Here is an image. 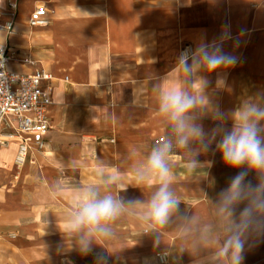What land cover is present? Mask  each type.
Listing matches in <instances>:
<instances>
[{"label": "crops", "instance_id": "1", "mask_svg": "<svg viewBox=\"0 0 264 264\" xmlns=\"http://www.w3.org/2000/svg\"><path fill=\"white\" fill-rule=\"evenodd\" d=\"M16 2L11 32L0 31V43L16 59L8 67L19 73L49 72L52 104L43 147L28 152L15 188L0 183V264H96L98 252L107 256V264H159L156 254L163 252L166 264H230L216 254L222 245L220 221L209 200L214 172L225 166L219 152L200 155L202 166L191 172L181 152L173 155L172 190L181 201L180 213L163 227L149 229L139 206L126 209L109 225L112 237L81 255L57 224L63 227L78 189L98 184L101 161L111 166L105 171L119 169L127 186L121 195L147 202L157 182L137 186L132 170L163 138L153 86H179L176 58L182 46L194 49L201 39L219 41L228 32L231 39L223 49L238 62L222 70L221 86L216 73L209 75V108L228 112L245 101L259 102L264 0ZM6 3L0 7V23L9 19ZM40 7L47 23L32 27L30 14ZM94 108H99L96 119ZM201 123L206 130L216 124L211 115ZM15 152L14 143L0 148V171L14 164ZM157 237L159 246L154 245Z\"/></svg>", "mask_w": 264, "mask_h": 264}, {"label": "clouds", "instance_id": "2", "mask_svg": "<svg viewBox=\"0 0 264 264\" xmlns=\"http://www.w3.org/2000/svg\"><path fill=\"white\" fill-rule=\"evenodd\" d=\"M4 2L0 0V7ZM228 39L231 36L225 31L219 41L206 43L201 39L194 49L181 51L176 58L179 86H153L157 97L156 112L165 130L162 140L147 153L143 163L132 170L137 186H149L150 180L157 182L147 202L121 195L127 193V186L120 181L119 169L105 171L111 166L102 161L96 172L98 184L77 190L76 199L63 217V227L57 226L64 240H70L71 247L81 255L92 253L95 244L112 237L109 225L126 209L139 206L140 218L150 222L149 229L167 225L174 214L180 213L181 203L172 190L173 155L181 152L187 170L191 172L202 166L199 156L212 151L213 154L220 153L226 166L239 170L218 193L220 212L232 217L237 208L244 205L238 221H232L229 234L216 254L228 258L230 264H243L248 236L253 232L264 233V226L259 222V218L264 217V93L258 94L259 102L245 101L228 112L218 106L209 108L206 95L211 83L209 75L216 73L217 86H221L225 74L222 70L238 62L237 56L223 49V43ZM200 73L207 75L197 78ZM8 79L3 46H0V84L7 86ZM197 84L199 88L194 89ZM98 110L93 109L96 113L93 119ZM208 115L216 124L206 130L201 121ZM228 121H231L230 128L226 127ZM250 172L258 177L255 185L246 179ZM154 245L159 246V237ZM95 259L96 264H107L108 258L98 252Z\"/></svg>", "mask_w": 264, "mask_h": 264}, {"label": "built area", "instance_id": "3", "mask_svg": "<svg viewBox=\"0 0 264 264\" xmlns=\"http://www.w3.org/2000/svg\"><path fill=\"white\" fill-rule=\"evenodd\" d=\"M8 20L0 23V31L10 33L12 23L17 15L16 0H7L4 12ZM43 7L35 9L29 18V25L41 26L47 23ZM3 46L5 67L8 71V84H0V148L11 143L16 145L13 163L22 167L32 147H43V134L50 128L49 107L52 104L51 74L44 69L32 73L11 71L8 67L14 62L13 52L6 44ZM192 48L184 45L180 52ZM160 263H165L167 253L156 254Z\"/></svg>", "mask_w": 264, "mask_h": 264}, {"label": "rangeland", "instance_id": "4", "mask_svg": "<svg viewBox=\"0 0 264 264\" xmlns=\"http://www.w3.org/2000/svg\"><path fill=\"white\" fill-rule=\"evenodd\" d=\"M73 1L75 2L76 0H73ZM209 153L210 151L206 154H201V157L206 158V156H208ZM22 167L12 164L0 171V175H1L0 183H4L5 185L4 189H11V187L15 188L16 183L18 182L17 175L20 173ZM238 171L239 170L229 168L226 165L220 166L214 172L217 175H213L212 177V187H211L212 194L209 200H210V206L214 211V216L216 217L218 221H220V228L218 230L222 238V244L224 240L226 239L227 235L229 234L228 230L230 227H232V221L234 219L238 221L239 211L242 210L244 205L241 204L237 208L234 216L229 217L226 214H223L220 212V209L218 206V193L227 186V184L230 182V178L236 175ZM246 179L247 180L250 179L253 185H255L258 182V177L256 176V174L251 173V172L249 173ZM259 222L262 226H264V217H260ZM167 261L168 259L166 260L165 263H160L159 261L158 263L166 264ZM243 264H264V233L257 234L253 232L248 236L247 242L245 244Z\"/></svg>", "mask_w": 264, "mask_h": 264}]
</instances>
